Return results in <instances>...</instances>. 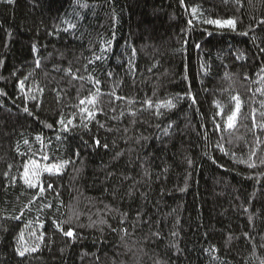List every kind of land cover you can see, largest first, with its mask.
Wrapping results in <instances>:
<instances>
[{
  "label": "trees",
  "instance_id": "obj_1",
  "mask_svg": "<svg viewBox=\"0 0 264 264\" xmlns=\"http://www.w3.org/2000/svg\"><path fill=\"white\" fill-rule=\"evenodd\" d=\"M0 264H264V0H0Z\"/></svg>",
  "mask_w": 264,
  "mask_h": 264
},
{
  "label": "snow or ice",
  "instance_id": "obj_2",
  "mask_svg": "<svg viewBox=\"0 0 264 264\" xmlns=\"http://www.w3.org/2000/svg\"><path fill=\"white\" fill-rule=\"evenodd\" d=\"M205 22L208 23V24H215V25H218L220 27H225V26L231 27V28H234L235 27V21L232 20V19L225 20V21H221V20H207ZM234 99L236 101V110L233 111L231 113V115H229L227 117V127H229V128L233 127L234 122H235L236 117H237V113L239 111V107H240L239 97H234ZM89 102H91V101H89ZM81 103H84V101H81ZM167 103H168V106L169 107H172L173 106L171 101H168ZM26 111H27V109H26ZM250 166H254V165H250ZM52 167L55 168L56 166L53 165ZM25 182L28 183L27 180ZM49 187H51V185H49ZM65 235L72 236L73 233H72V231H68V232L65 233ZM21 255H23V253H21Z\"/></svg>",
  "mask_w": 264,
  "mask_h": 264
}]
</instances>
